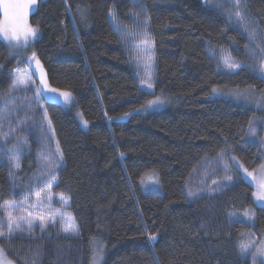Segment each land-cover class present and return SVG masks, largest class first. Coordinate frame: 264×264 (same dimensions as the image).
Returning <instances> with one entry per match:
<instances>
[{"label":"trees","instance_id":"16d2710c","mask_svg":"<svg viewBox=\"0 0 264 264\" xmlns=\"http://www.w3.org/2000/svg\"><path fill=\"white\" fill-rule=\"evenodd\" d=\"M29 20L39 34L27 47L0 39V109L14 97L0 117V215L55 180L78 235L14 232L0 237L5 255L92 264L95 240L102 264H253L240 244L264 240V207L237 160L262 164L263 127L250 130L264 109L235 93H264V0H39ZM144 21L154 91L141 86L126 36ZM33 53L49 87L69 93L43 98L62 159L35 89L10 88ZM225 53L242 67L222 68ZM157 97L164 108L142 111ZM247 209L252 223L233 217Z\"/></svg>","mask_w":264,"mask_h":264},{"label":"rangeland","instance_id":"374dc122","mask_svg":"<svg viewBox=\"0 0 264 264\" xmlns=\"http://www.w3.org/2000/svg\"><path fill=\"white\" fill-rule=\"evenodd\" d=\"M206 1V0H203ZM234 2V0H231ZM21 3H27L28 0H20ZM39 0H35V4H32L27 9V15L26 20L27 24L33 28L35 27L30 24V15L36 8ZM0 12L2 14V17L0 19V27H3V22L5 20L3 9L0 8ZM112 15V14H111ZM148 22L144 21L142 28H140L136 33L133 31L126 32V36L131 41L133 47V59L135 61V64L137 66V71L139 74L141 86L146 88L147 90L154 91L153 86V79H154V51H153V43L151 41V38L147 31ZM37 30V29H36ZM39 32L36 31V35L34 37L29 36L27 38V42H25V34L23 31L20 32V40L19 42L12 40L9 41L5 38L2 31H0V39L5 41L8 45L13 46L15 48H25L29 44H31L38 36ZM147 40L148 43L145 44L144 41ZM227 55L226 53L221 55L224 56ZM222 62V68L229 70V71H235L232 69H228L224 66L223 60ZM17 74L15 81L19 78L21 74L26 78L27 80V89L29 87H33L34 89H41L39 93H37V98L39 103L43 107L45 122L48 128V131L50 135L52 136L53 142L55 144L56 150L59 154V156L62 157L60 149L56 143V137L54 134V131L52 129L48 114L44 108V97H51V98H60L65 100V97L61 95V93L52 91L51 87H49L47 80L44 76V72L42 70L41 65L39 64L38 60L35 59V57L31 58L30 66H25L20 69H17ZM46 82V86H45ZM151 84V87H148V85ZM24 91V88L21 87L18 90L14 91L15 93H20ZM240 96L237 97L241 101L249 102L254 104L253 106L257 109H264V93L257 92L255 89H247L240 91ZM159 99V103L152 104L150 102L155 101ZM145 107L142 108V111H151V110H158L162 109L166 106V99L163 97H157L153 100H151ZM260 124L263 127V134L262 138L260 140V144L262 147V155H263V162L262 164L255 170H248L239 160H237L238 168L240 169L242 176L245 178L247 182H249L253 188L254 193L259 191V187L257 184V181L264 179V120H256L254 124L251 126V136L252 138L258 137V132L260 129ZM253 130L255 131V135L252 134ZM60 157V159H61ZM242 165V167H241ZM245 169L247 171H245ZM248 173H251L252 175L249 176ZM148 181V180H147ZM42 187L38 190H35L30 196L22 200L21 202H10L6 203L3 209V212L0 215V232H3L5 235H8V228H7V219L8 216L11 215V217L16 220L18 223H20L21 228L19 230H15L14 232H29L33 231L35 227H40L43 225L44 231L53 230V229H59L66 235H72L70 232H65L64 225L69 222L70 218H73V216L69 212V206L70 201L68 198L61 194H57L53 191V187L56 184V181L53 180L52 182L45 183L43 180ZM155 183L156 177L154 175L149 177V183ZM255 204L260 207H264V201H258L254 195ZM8 205H14L12 207H9ZM245 212H248L249 215H244ZM43 217L44 219L41 220L40 218ZM233 217L246 220L250 223L254 221V210L253 209H247L244 212L240 213H233ZM23 218V219H21ZM27 221H32L31 227L29 228ZM76 225V224H75ZM77 228V227H76ZM13 232V233H14ZM244 244L250 245L249 252L255 251L256 248L264 246V240L257 241L255 238H249ZM252 258V256H251ZM10 261L11 264H14L4 253L3 257H0V264H4V261ZM256 260H261L260 257H257Z\"/></svg>","mask_w":264,"mask_h":264},{"label":"snow or ice","instance_id":"6c2138e0","mask_svg":"<svg viewBox=\"0 0 264 264\" xmlns=\"http://www.w3.org/2000/svg\"><path fill=\"white\" fill-rule=\"evenodd\" d=\"M35 4V0H28L27 3H21L20 0H0V8L3 9L5 20L3 22V27H0V31L3 32L5 38L9 41L15 40L19 42L20 40V32L23 31L25 34V42H27V38L29 36L34 37L36 35V29L31 28L27 24L26 15H27V9L32 5ZM234 4L236 7H239V0H234ZM235 16L238 20H242L243 17L240 13V11H237L235 13ZM145 44L148 43L147 40L144 41ZM264 51V50H262ZM35 57V53H33V58ZM223 60L224 66L228 69H240L242 65L238 62H236L230 54L224 55L221 57ZM261 72L264 73V65L261 66ZM259 78L264 79V75H261ZM46 86V82H45ZM21 87L24 88V90H27V80L21 74L19 78L10 85V88L15 91L20 89ZM148 87H151V84L148 85ZM37 93L41 91V89L37 88L35 89ZM52 91H56L55 89H52ZM215 91V90H214ZM65 97V101L67 102L69 99V93L64 92L61 93ZM237 97L240 96V93H235ZM159 99L152 101L150 103L155 104L159 103ZM14 103V97H12L10 94L5 98V106L3 109H0V117H3L4 114L8 111V105ZM253 135H255V131L252 132ZM123 155V154H121ZM10 159L17 160V156H11ZM62 159V157H61ZM19 163L16 164V167H19ZM58 166V165H57ZM242 167V165H241ZM245 171H247L245 169ZM249 176H251V173H248ZM55 179V176L52 177ZM228 180H231V177L227 178ZM259 191L254 193L256 199L258 201H264V179H261L257 181ZM189 195H194L193 193H189ZM9 207H12L14 205H8ZM244 215L248 216L249 213L245 212ZM23 219V218H21ZM41 220L44 218L41 217ZM27 224L29 228L31 227L32 221H27ZM7 228H8V237L10 238L12 233L15 230H19L21 228L20 223H18L16 220H14L11 215L8 216L7 219ZM41 228L43 229V225H41ZM65 232H70L72 235H78V229L76 228L74 218H70L69 222L64 225ZM5 234L3 232H0V237H3ZM151 239H155V237H151ZM250 245L244 244L241 242L240 244V254L243 255H251L253 264H255V261L257 257L261 258V264H264V246L258 247L255 249V251L249 252ZM103 253H104V245L102 241H93V248H92V264H102L103 261ZM4 256V250L0 248V257ZM4 264H11L10 261H4Z\"/></svg>","mask_w":264,"mask_h":264}]
</instances>
